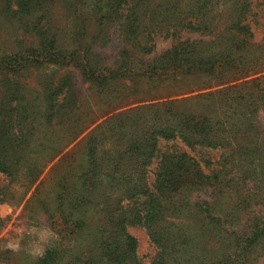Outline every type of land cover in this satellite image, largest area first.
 Returning <instances> with one entry per match:
<instances>
[{"label":"rangeland","instance_id":"374dc122","mask_svg":"<svg viewBox=\"0 0 264 264\" xmlns=\"http://www.w3.org/2000/svg\"><path fill=\"white\" fill-rule=\"evenodd\" d=\"M16 107L0 264H264V0H0Z\"/></svg>","mask_w":264,"mask_h":264},{"label":"trees","instance_id":"16d2710c","mask_svg":"<svg viewBox=\"0 0 264 264\" xmlns=\"http://www.w3.org/2000/svg\"><path fill=\"white\" fill-rule=\"evenodd\" d=\"M91 74H89L90 76ZM22 109L20 107H16L15 113L13 110L8 111V118L5 116L0 115V174L5 176L6 178L10 179L12 181L13 179L17 178V174L21 171V169L26 165V161L31 163L30 160H26L27 150L25 148L27 143V135H22L20 132V119L17 120V126H12L11 119L12 115L16 116L19 114V110ZM17 113V114H16ZM5 117V118H4ZM11 118V119H10ZM27 147V146H26ZM32 164V163H31ZM179 167H176V169H173V172L181 173L182 170H180ZM28 172H37V169L34 167L28 168ZM29 178V185L33 184L35 180H37V175L31 176L30 174L27 175ZM155 184L160 187V189H166L167 186L171 184L172 179V172L169 171V169L165 170L158 169V171L155 174ZM1 193V192H0ZM1 195V194H0ZM3 195V194H2ZM5 197V196H3ZM6 201L5 198L0 197V204L4 203ZM5 221L0 219V230L3 227ZM121 242H124L123 244L125 247L132 248L131 243L128 244V242H131V239H123ZM110 245H107L105 247V254L110 255L109 257L112 258L116 262V264H119L120 261L119 257H122L120 251H118V245L113 244L112 248L109 247ZM120 249H124L119 245ZM52 257V255H50ZM50 258H47L49 261ZM164 257H161L160 264L164 261ZM122 260V259H121ZM44 263V262H43ZM42 263V264H43Z\"/></svg>","mask_w":264,"mask_h":264}]
</instances>
